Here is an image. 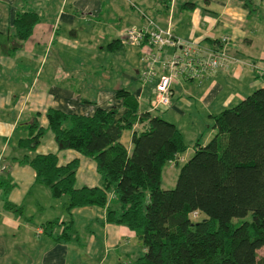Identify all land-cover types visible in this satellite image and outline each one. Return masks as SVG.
Wrapping results in <instances>:
<instances>
[{
  "label": "trees",
  "instance_id": "trees-1",
  "mask_svg": "<svg viewBox=\"0 0 264 264\" xmlns=\"http://www.w3.org/2000/svg\"><path fill=\"white\" fill-rule=\"evenodd\" d=\"M39 19L36 10L18 11L13 36L27 39ZM120 45L121 38L108 44ZM144 86L147 101L121 86L115 91L121 106L97 105L93 113L49 107L47 126L36 116L18 138L16 146L25 151L14 160L29 163L54 197L67 195L71 217L61 221L58 237L72 236L73 208L97 205L107 207L108 221L138 233L146 250L133 264H264V253L258 254L264 250V85L212 114L215 134L204 144L196 139L170 188L162 185L163 170L182 159L189 142L162 109L150 108L151 85ZM48 129L60 148L96 161L100 184H78V157L61 163L57 152L36 151ZM125 129L133 130L130 149L122 141ZM12 187L5 184L6 191ZM6 206L22 211L10 200Z\"/></svg>",
  "mask_w": 264,
  "mask_h": 264
},
{
  "label": "crops",
  "instance_id": "crops-1",
  "mask_svg": "<svg viewBox=\"0 0 264 264\" xmlns=\"http://www.w3.org/2000/svg\"><path fill=\"white\" fill-rule=\"evenodd\" d=\"M116 1L0 0V264H133L137 256L146 250L134 229L126 224L108 221L107 207L97 205L73 208L72 236L58 237L61 230L57 231L56 227L62 229L61 221L70 216L64 203L61 204V196L54 197L45 184L36 180V171L29 163H20L13 158L19 155L14 154L18 138L27 135V126L36 116L42 125L47 126L46 111L49 107L93 113L97 105L108 108L121 106L122 100L115 95L118 87L102 86L98 88L96 97H85L82 87L74 81L75 66L71 65L72 62H62L64 67L59 65L56 69H53L55 66L47 68L46 65L53 47H71L76 43L78 30L87 32L82 20L100 16L106 4L112 6ZM118 1L123 11L127 9L129 14H138L135 23L147 24L145 12L163 26L171 23L173 32L187 40H197L210 46L216 44L210 37L219 38L224 34L233 36L229 47L231 53L240 59L239 62L228 70H215L201 81L180 78L173 85L175 94V87L181 79L197 80L203 85L198 99L210 109L211 116L241 96L235 89L246 74L264 76V67H258L249 53V47L260 39L249 24L252 5H256L254 0H201L200 3L196 0ZM23 10H36L40 19L33 33L27 39L19 40L13 36L14 17ZM121 35L119 33L113 39ZM84 36L85 47L92 49L99 46L94 41V33H84ZM19 43L16 49L13 48ZM126 46L123 43L114 50ZM139 46L142 45H128L135 52ZM260 58L264 63V51ZM58 61L56 57L55 62ZM53 74L61 76L56 81H48V78L54 77ZM39 79H43V82L36 89L34 82ZM246 81L252 83V77ZM225 85L231 86L232 92L215 106ZM145 88L136 87L134 92L136 95L139 92L143 94ZM218 108L222 109L215 112ZM215 132L216 129L211 128L204 139L200 134L192 135V139L187 140L192 143L188 148L191 147L193 153L196 139L204 144ZM132 133V129H125L122 135V141L129 149L132 146ZM45 134L37 152H57L61 163L78 157V184L101 183V174L94 159L73 148H60L53 131L47 138ZM11 149L14 151L10 163L5 154ZM189 156L180 157L186 160ZM7 182L13 183L9 191L5 189ZM29 197L32 199L29 200ZM7 200L22 205V211L8 208ZM48 221H53L50 227L45 225Z\"/></svg>",
  "mask_w": 264,
  "mask_h": 264
},
{
  "label": "rangeland",
  "instance_id": "rangeland-1",
  "mask_svg": "<svg viewBox=\"0 0 264 264\" xmlns=\"http://www.w3.org/2000/svg\"><path fill=\"white\" fill-rule=\"evenodd\" d=\"M196 1L200 3L201 0ZM254 1L256 5H252L249 24L256 31V36L258 38L260 37V39L256 40V43L253 46L249 47V53L252 55L251 58L256 60V65L258 67H264V63H262L263 61L260 58L261 53L264 51V0ZM109 5V3L106 4L100 16L82 20V23L86 24L87 30V32L84 31V33H94L96 36L94 41L99 43V46H95L92 49L88 46L85 47L84 40L86 37L81 30H78L76 43L71 47H53L46 62L47 68H49V66H55L53 69H56L59 65L64 67L62 62H64V64L69 61L72 62L71 65L75 66L74 81L77 82V86L82 87L83 92H81L84 96L89 98L96 97L98 88L102 86L110 88L126 86L133 91H135L136 87L144 86L140 78L141 71L144 67L142 57L150 50V46L148 44L139 46L136 48V52L130 49L128 45L116 50L108 47V43L119 33L120 35L122 34L120 38H124V30L137 22L136 17L138 14L136 12L134 13L137 16L129 14L127 9L123 11L121 2L118 0L114 5ZM125 7L127 8L126 5ZM198 8L202 11L204 10L199 4ZM81 25L85 27L84 24ZM228 49H230L229 46ZM56 57L59 58L58 62H55ZM49 61H51L50 65ZM53 69H50V71ZM53 76L54 77L48 78L47 80L56 81V79L60 78L61 74H53ZM250 77H252V83L246 81L249 80ZM37 78H39L38 75ZM254 80L256 81L254 82ZM42 82L43 79L35 80L34 84L36 85V89L42 85ZM263 84L264 76L257 77L249 73L246 74L243 77V80L240 81L239 87L235 89V92L241 93V96L231 102L230 106L234 105L243 97L251 93L255 88L262 86ZM202 86L203 85L199 84L197 80L185 81L181 79L178 86L175 87L176 93L172 96L173 107L165 110L162 109L160 112L165 118L176 122L184 129L187 140L192 139V135L194 134H200V137L204 139L210 132L211 128H213L214 119L210 115V109L206 108L198 99ZM225 87V90L217 97L218 100L215 106H218L217 104L224 96L232 92L231 86L225 85ZM146 92L147 91L145 90L143 94L139 92L137 95L140 99L146 101L148 98ZM220 109L222 108H218L214 111L216 112ZM48 134H52V131L49 130L45 134V138H47ZM189 144L192 145L191 142H189ZM16 150L17 151L14 154H22L25 151L24 148H19L17 146ZM13 151L14 150L11 149L10 152L5 154V158L10 163L12 162ZM182 155L191 156V147ZM184 162L185 159L180 158L177 163L166 164L163 170V187L170 188L175 186L180 167ZM31 199L32 197H29V200ZM65 200H67L66 194L61 196L62 205ZM203 216L204 213L199 217L201 218ZM248 217H252L251 212L248 214ZM56 229L57 231L61 230L59 226H57ZM263 253V248H259L258 254L260 257Z\"/></svg>",
  "mask_w": 264,
  "mask_h": 264
},
{
  "label": "built area",
  "instance_id": "built-area-1",
  "mask_svg": "<svg viewBox=\"0 0 264 264\" xmlns=\"http://www.w3.org/2000/svg\"><path fill=\"white\" fill-rule=\"evenodd\" d=\"M143 13L147 24L134 23L127 27L122 42L150 46L142 57L144 67L140 78L143 85H151V109H167L171 105L172 86L180 78L201 81L215 70H228L240 61L228 49L232 45V35L224 34L215 45L208 46L176 35L171 23L163 26ZM193 214L197 215L198 210Z\"/></svg>",
  "mask_w": 264,
  "mask_h": 264
}]
</instances>
